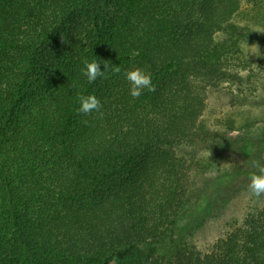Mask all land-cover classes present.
Segmentation results:
<instances>
[{"label":"trees","instance_id":"obj_1","mask_svg":"<svg viewBox=\"0 0 264 264\" xmlns=\"http://www.w3.org/2000/svg\"><path fill=\"white\" fill-rule=\"evenodd\" d=\"M240 6L0 0V264H264V209L208 255L186 239L189 223L257 174L264 135L233 140L246 166L180 212L187 186L176 151L205 135L195 80L254 67L238 44L215 37L237 17L264 27V1L242 16ZM93 61L109 68L90 83L82 70ZM135 69L154 92L130 95L125 72ZM89 95L102 107L85 115L78 97Z\"/></svg>","mask_w":264,"mask_h":264},{"label":"rangeland","instance_id":"obj_2","mask_svg":"<svg viewBox=\"0 0 264 264\" xmlns=\"http://www.w3.org/2000/svg\"><path fill=\"white\" fill-rule=\"evenodd\" d=\"M256 1L259 0H240L239 16L252 8ZM233 20L236 28L228 27L215 36L216 40L238 44L247 57L254 60V67L209 82L195 80L193 92L202 101L200 124L205 127L199 133L205 135L201 144L184 143L176 151V158L184 166L187 186L180 212L193 209L202 192L215 179L246 166L247 160L231 146L233 140L239 136L260 138L264 135V33H257L264 27H255L243 17ZM253 44L259 46L261 55L254 46L249 47ZM210 152L208 157L206 153ZM259 165L264 166V163ZM251 168L260 174L259 167L253 165ZM245 179L246 183L243 182ZM241 180L242 183L232 184L229 199L222 198L202 222L189 223L192 228L188 229L186 237L188 245L202 255L212 253L235 228L243 226L252 215L264 209V194L256 197L248 192V174L242 175ZM189 221L184 219L180 224Z\"/></svg>","mask_w":264,"mask_h":264},{"label":"clouds","instance_id":"obj_3","mask_svg":"<svg viewBox=\"0 0 264 264\" xmlns=\"http://www.w3.org/2000/svg\"><path fill=\"white\" fill-rule=\"evenodd\" d=\"M257 33H264V30L258 31ZM61 42L66 43L65 40L61 37ZM249 46V45H248ZM255 47V50L260 53L259 46L253 44L249 47ZM261 55V53H260ZM99 61L85 62V68L82 70L83 75L87 78L88 82H94L99 77H105L106 72L109 68L107 63H104L103 69H101ZM115 73L120 72V68L114 67L111 69ZM125 79L130 84V95L133 98H139L142 94L143 89H147L149 92L155 91V86L152 84V79L150 74H146L140 69H135L125 72ZM80 102L79 112L88 115L93 111H99L102 107L100 101L94 95L89 96H80L78 97ZM210 157V153H206ZM254 166L259 167L260 174H252L250 176V183L248 184V192L256 197L264 194V166L258 165L257 162H253Z\"/></svg>","mask_w":264,"mask_h":264}]
</instances>
